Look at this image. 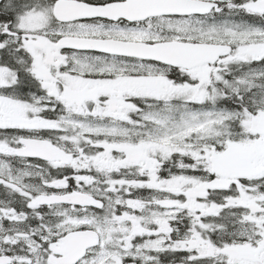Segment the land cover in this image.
Segmentation results:
<instances>
[{"label":"snow or ice","instance_id":"1","mask_svg":"<svg viewBox=\"0 0 264 264\" xmlns=\"http://www.w3.org/2000/svg\"><path fill=\"white\" fill-rule=\"evenodd\" d=\"M0 264H264V0H0Z\"/></svg>","mask_w":264,"mask_h":264}]
</instances>
